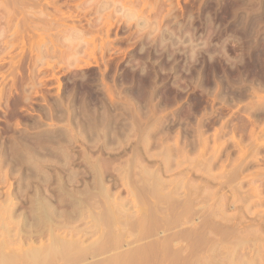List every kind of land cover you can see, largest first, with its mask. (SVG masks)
<instances>
[{
	"label": "rangeland",
	"instance_id": "1",
	"mask_svg": "<svg viewBox=\"0 0 264 264\" xmlns=\"http://www.w3.org/2000/svg\"><path fill=\"white\" fill-rule=\"evenodd\" d=\"M17 1L27 23L0 36V224L29 226L44 196L69 213L101 176L113 206L89 193L94 213L72 224L108 257L153 240L123 263L264 264V0ZM88 253L73 262L113 261Z\"/></svg>",
	"mask_w": 264,
	"mask_h": 264
},
{
	"label": "bare ground",
	"instance_id": "2",
	"mask_svg": "<svg viewBox=\"0 0 264 264\" xmlns=\"http://www.w3.org/2000/svg\"><path fill=\"white\" fill-rule=\"evenodd\" d=\"M17 1V0H16ZM15 0H0V36H1V32L2 33H4L5 34V32L7 31V30H9L10 28H11V26L13 25V29L16 27V30L19 32V30L17 29V28H19L17 25H19V21L20 22H24L23 23V25L25 26V24L27 23H25V21H26V19H25V16H24V14L23 13H25V12H20V11H22V10H20L19 11V13L18 14H20V16H21V14H22V16H24V17H22V21H21V19L20 20H16V19H18L17 17L19 16L18 14H17V12H16V10H17V2H16ZM20 2L22 1V0H19ZM24 1L25 0H23L22 2L24 3ZM49 1V0H48ZM15 2H16V4H15ZM25 2H27V1H25ZM13 4H15L14 6H16V8H15V10H14V7L12 6ZM19 4H21V3H19ZM30 4V3H29ZM51 4V3H50ZM27 4H25V6H26ZM35 5V4H34ZM52 5V4H51ZM24 6V5H23ZM24 6V7H25ZM75 6V5H74ZM12 7V8H11ZM23 7V8H24ZM18 8H20V7H18ZM22 8V9H23ZM43 8V7H42ZM12 11V14L10 15V13H11V11ZM13 9V10H12ZM28 9V8H27ZM13 11L17 14H15V13H13ZM18 11V10H17ZM40 11H41V9H40ZM10 12V13H9ZM28 13H30V12H28ZM13 14L16 16H13ZM31 14V13H30ZM29 14V15H30ZM8 15H10V16H8ZM26 15V14H25ZM28 15V16H29ZM32 15V14H31ZM30 15V16H31ZM11 16H13V17H11ZM27 16V15H26ZM12 18H14L13 20L15 21L16 20V22L18 21V23L17 24H15L16 22H13L12 21ZM16 18V19H15ZM28 18V17H27ZM79 18V17H78ZM23 20H25V21H23ZM76 20V19H75ZM11 22H13V23H11ZM29 22V21H28ZM36 22V21H35ZM32 23V22H31ZM29 24V23H28ZM16 25V26H15ZM22 25V26H23ZM27 26V25H26ZM23 28H25V27H23ZM22 28V29H23ZM2 30V31H1ZM11 30V29H10ZM5 31V32H4ZM13 32H12V34L14 35V30H12ZM21 31V30H20ZM25 31V30H24ZM7 33V32H6ZM10 33V32H9ZM16 33V32H15ZM25 33V32H24ZM11 34V33H10ZM10 34H8L7 33V35H10ZM17 35V34H16ZM18 35H20L19 33H18ZM21 36V35H20ZM6 38V37H5ZM27 38V37H26ZM25 38V39H26ZM7 40V39H6ZM10 39H8V42H10L9 41ZM1 41V40H0ZM4 41H5V39H4ZM16 41V40H15ZM6 43V42H5ZM21 43V42H20ZM1 44V43H0ZM8 44V43H7ZM16 45V44H15ZM3 46V45H2ZM19 46V45H18ZM17 47V46H16ZM4 48V47H3ZM11 48V47H10ZM15 48V47H14ZM1 51H2V49H1ZM0 51V52H1ZM9 51H10V49H9ZM19 62H20V60H19ZM24 62V61H23ZM23 64L21 63V66H22ZM21 66H19V67H21ZM136 152V151H135ZM139 154V153H138ZM137 157V156H136ZM141 157V156H140ZM134 159H136V158H134ZM101 167V166H100ZM99 167V168H100ZM153 169V168H152ZM156 169V168H155ZM159 169V168H158ZM97 170V169H96ZM100 170V169H99ZM98 171V170H97ZM101 171V170H100ZM120 171V170H119ZM87 172V171H86ZM96 172V171H95ZM158 172H159V170H158ZM165 172V171H164ZM119 173V172H118ZM58 174V173H57ZM130 174V173H129ZM153 174V173H152ZM159 174V173H158ZM157 174V175H158ZM163 174V173H162ZM102 175V174H101ZM145 175H148V174H145ZM151 175V174H150ZM160 175V174H159ZM78 176V175H77ZM93 177V176H92ZM91 177V178H92ZM47 179V178H46ZM49 179V178H48ZM72 179V178H71ZM70 179V180H71ZM116 179V178H115ZM92 180V179H91ZM41 181V180H40ZM72 181V180H71ZM93 181H94V186H93V188H91V191H89V193L91 194V193H93V194H98V195H100V196H102L103 198H104V200H108V202L107 203H109V202H112V206H113V201H111L112 199H110L111 197H110V191H109V187L107 186V185H105L104 183H103V181H102V179H101V176L100 177H98V176H96L95 177V180L93 179ZM76 182V181H75ZM87 183V182H86ZM109 183V182H108ZM107 183V184H108ZM40 184V183H39ZM67 184V183H66ZM84 184V183H83ZM122 184V183H121ZM160 184H161V182H160ZM123 185V184H122ZM199 186V185H198ZM36 187V186H35ZM75 187V186H74ZM125 187V186H124ZM200 187V186H199ZM198 187V188H199ZM88 188V187H87ZM186 188V187H185ZM196 188V187H195ZM46 189V188H45ZM203 189V188H202ZM67 190H69V188L67 189ZM89 190V189H88ZM88 190H86V189H84V191L85 192H87ZM190 190H191V188H190ZM35 191V190H34ZM33 191V192H34ZM153 191V190H152ZM169 191V190H168ZM199 191H202V190H199ZM59 192V191H58ZM64 192V191H63ZM66 192V191H65ZM115 192H117V190L115 191ZM36 193V192H35ZM89 193L88 194H84V195H82L81 193V195L79 194V196L77 195V197L76 198H74V199H76L75 200V202H73V204H71V205H73L71 208H72V210L71 211H69V213H62V214H59V212H57L56 210H55V207L53 206V205H49L48 204V202L46 201V197L47 196H44L43 197V199L45 198V202H44V200H43V202L42 203H40L41 204V206H38V207H35L34 206V208H37L36 210L38 211V214H35V215H33V217H32V220H30L31 221V224H30V222H29V226H25L26 225V222L24 223V225H23V222L21 221V225L20 226H18L17 227V225H16V230L15 231H12V229H10V227L8 228V227H6V224L3 226L2 224H3V221H2V224H0V225H2L5 229L3 230L4 232V234L3 233H1L0 232V235L1 234H3V235H1V236H3V238H1V239H5L4 237L6 236L7 238L5 239V240H2L1 241V239H0V264H54V263H57L59 260H61V261H66L67 262V264L69 263V264H71V262H73L74 260H77L78 258V262L80 263V261H83V260H85L84 259V257H85V255H87V254H85V253H87V252H89L88 254H90V258H94L95 256H97V254H98V256H100V255H102V254H100L99 252H104V251H106L107 253H108V250H107V248H109L108 246H107V248H106V245H107V243H108V240H107V243H106V245H102V244H104L105 242H106V240L105 239H102V237H101V241H102V243H100L99 241H92V242H89V243H87V242H85V239H84V236L82 237V235H85V233H87L86 232V230H84V229H77V227L75 226V225H73L72 223H74V222H76V221H79V220H81V219H83L82 218V216H84V217H86V216H88V214H90V213H94V211L92 212V210L91 209H89V207H91L90 206V204H92V202L91 203H89V207H87V205L86 204H88V202H87V200H86V198L87 197H90L91 198V196L89 195ZM114 193V192H113ZM192 193V192H191ZM69 194V193H68ZM67 194V195H68ZM71 194V193H70ZM69 194V195H70ZM115 194V193H114ZM58 195V194H57ZM64 195V194H63ZM75 195V194H74ZM117 195V194H116ZM199 195V194H198ZM7 196V195H6ZM71 196H73L72 194L70 195V197ZM76 196V195H75ZM83 196H85L84 198H82ZM156 196V195H155ZM9 197V196H8ZM7 197V198H8ZM39 196H37V197H35V199L36 198H38ZM51 197V196H50ZM119 197V196H118ZM157 197V196H156ZM155 197V198H156ZM160 197V196H159ZM200 197H203V196H200ZM42 198V197H41ZM73 198V197H72ZM106 198V199H105ZM158 198V197H157ZM173 198V197H172ZM6 199V198H5ZM4 199V200H5ZM8 199H10V198H8ZM51 199V198H50ZM56 199V198H55ZM58 199H60V198H58ZM68 199H70V198H68ZM99 199V198H98ZM118 199V198H117ZM160 199H162L161 197H160ZM164 199V198H163ZM174 199V198H173ZM31 200V199H30ZM39 200H40V198H39ZM57 200V199H56ZM89 200V199H88ZM158 200H159V198H158ZM191 200H193V199H191ZM31 201H33V199L31 200ZM36 201H37V199H36ZM50 201V200H49ZM52 201V200H51ZM51 201H50V203H51ZM68 201V200H67ZM74 201V200H73ZM117 201H121V200H117ZM116 201V202H117ZM164 201V200H163ZM173 201V200H172ZM187 201V200H186ZM39 202V201H38ZM40 202H41V200H40ZM57 202H58V200H57ZM56 202V203H57ZM59 202L62 204V202L63 201H60L59 200ZM87 202V203H86ZM99 202V201H98ZM115 202V201H114ZM167 202V201H166ZM195 202V201H194ZM199 202V201H198ZM2 203V202H1ZM32 203V202H31ZM30 203V204H31ZM34 203V202H33ZM103 203V202H102ZM121 203H123L122 201H121ZM120 203V204H121ZM174 203V202H173ZM29 204V203H28ZM39 203H38V205H40ZM110 204V203H109ZM109 204H107L106 206H108ZM124 204V203H123ZM33 205V204H32ZM57 205H59V204H57ZM57 205H55V206H57ZM94 205V204H93ZM100 205V204H99ZM111 205V204H110ZM110 205H109V208H110ZM118 206H119V204H117ZM174 205V204H173ZM186 205V204H185ZM198 205V204H197ZM201 205H202V203H201ZM111 206V208L113 209V207ZM121 206V205H120ZM123 206V205H122ZM186 206H188V205H186ZM189 206H190V204H189ZM30 207V206H29ZM1 208V207H0ZM12 208V207H11ZM11 208H8L6 211H3V212H5L4 214H7V215H5V216H7V218H9L8 220L9 221H7L6 220V222H8V224H9V222H11V220H12V218H13V211L14 210H12ZM87 208H88V210H89V212L90 213H88V210H87ZM97 208H98V206H97ZM102 208H105L104 210H102V209H100V207H99V209H98V211H104V213L103 214H105V215H107L108 213L109 214H111V212L113 211V215H116V213H115V210L113 209V210H111V212H109L110 210H108L106 207H102ZM116 208V207H115ZM150 208H151V206H150ZM186 208V207H185ZM191 208V207H190ZM202 208V207H201ZM2 209V208H1ZM57 209V208H56ZM59 209V208H58ZM119 209V208H118ZM188 209V208H187ZM200 209V208H199ZM26 210H27V208H26ZM34 210V209H33ZM35 210V211H36ZM116 210H117V208H116ZM201 210V209H200ZM32 211V210H31ZM107 213H106V212ZM191 211V210H190ZM189 211V212H190ZM205 211V210H204ZM85 212H87V215L85 216V215H83ZM121 212V211H120ZM201 212V211H200ZM206 212V211H205ZM15 213V212H14ZM33 213H35V212H33ZM33 213H31V215L33 214ZM96 213V212H95ZM100 214L99 215V213H97L98 214V216H102V218H105L104 220L102 219V221H100V225H102L103 226V224H104V226L106 225V227H107V224L106 223H108L109 225L108 226H110L111 225V222L109 223V221H111L112 219L110 218V220H109V214L107 215V217H105L103 214ZM115 213V214H114ZM3 214V213H2ZM2 214L0 215V216H2ZM86 214V213H85ZM89 215L90 217H91V219H90V223H91V220H94L95 219V221H99V220H101L100 219V217H99V220H97L98 218V216H97V214H95V216L93 217V215ZM121 214H123V212H121ZM191 214H193V212H191L190 213V215ZM148 215V214H147ZM189 215V216H190ZM117 216V215H116ZM149 216V215H148ZM152 217H154L153 215H151ZM156 216V215H155ZM4 217V216H3ZM94 219H93V218ZM114 217V219H115V216H113ZM147 217V216H146ZM188 217V216H187ZM26 218V217H25ZM29 218V217H28ZM88 218V217H87ZM109 220H107V219ZM117 218V220L116 221H118L120 218L119 217H116ZM119 218V219H118ZM149 218H150V216H149ZM160 218V217H159ZM181 218V217H180ZM185 218V217H184ZM2 219V218H1ZM0 219V220H1ZM5 219H6V217H5ZM112 220L113 222L115 221V220ZM157 218L155 217V219L153 218L152 220H154V222H156V221H158V220H156ZM202 219V218H201ZM23 221H25L24 219H22ZM105 220H107V222H104ZM121 220V219H120ZM119 220V221H120ZM156 220V221H155ZM182 220H183V218H182ZM14 221V220H13ZM28 221V220H27ZM33 221V222H32ZM118 221V223H120ZM161 221H163V220H161ZM181 221V220H180ZM4 222H5V220H4ZM15 222V221H14ZM13 222V223H14ZM101 222H104V223H102L101 224ZM153 222V223H154ZM183 222V221H182ZM199 222H201V221H199ZM94 223V221H92V224ZM96 223V222H95ZM117 223V222H116ZM16 224V223H15ZM14 224V225H15ZM27 224H28V222H27ZM97 224V223H96ZM121 224V223H120ZM155 224V223H154ZM157 224V223H156ZM216 224V223H215ZM214 224V225H215ZM249 224V223H248ZM247 224V225H248ZM13 225V226H14ZM94 226L92 227V225L91 226H87V227H90V228H93L94 229V231H93V229L91 230V233H92V231L94 232L93 233V235L95 234V232L97 231H99V229L97 228L98 227V224H97V227L95 226V224H93ZM116 225V224H115ZM187 225V224H186ZM204 225V224H203ZM218 225H220V223L218 224ZM228 225V224H227ZM8 226V225H7ZM114 226V225H113ZM125 226V225H124ZM156 226V225H155ZM176 226V225H175ZM189 226V225H188ZM216 226V225H215ZM215 226H214V228H215ZM231 225H229V227H230ZM111 227V226H110ZM110 227H109V230L107 229V228H103L101 231H103V236H106V234H105V231H106V233H108L109 231H110ZM115 227V226H114ZM177 227V226H176ZM183 227V226H182ZM241 227V226H240ZM15 228V227H14ZM89 228V229H90ZM98 230H97V229ZM116 228H118V227H116ZM154 228V227H153ZM205 228V227H204ZM220 228H221V226H220ZM223 228V227H222ZM87 229V228H86ZM107 229V230H106ZM150 229V228H149ZM155 229V228H154ZM188 229V228H187ZM216 229H217V227H216ZM231 229V228H230ZM238 229V228H237ZM14 230V229H13ZM96 230V231H95ZM105 230V231H104ZM112 230V229H111ZM113 230H115V228H113ZM113 230L112 231H110L111 233L113 232ZM117 230V229H116ZM198 230H199V228H198ZM223 230V229H222ZM12 231V232H11ZM119 233L121 234L122 232L121 231H123L122 229H120L119 228ZM162 231V230H161ZM189 231V230H188ZM193 231H195V229L193 230ZM207 231V230H206ZM205 230H204V232H206ZM214 230H212V232H213ZM218 231V230H217ZM220 231V230H219ZM239 231V230H238ZM14 232V233H13ZM110 232H109V234L108 235H110ZM118 232V231H117ZM139 232V231H138ZM150 232V233H149ZM166 232V231H165ZM210 231H208V233H209ZM212 232H210V233H212ZM222 232V231H221ZM151 233L153 234V232L152 231H148V234H150L151 235ZM197 233V232H196ZM203 233V232H202ZM217 233V232H216ZM99 234H101L100 232H99ZM105 234V235H104ZM114 235L116 234V236H118V235H120V234H117L116 232L115 233H113ZM167 234V233H166ZM186 234H187V232H186ZM201 234V233H200ZM200 234H198V238H199V235ZM218 234H220V232L218 233ZM5 235V236H4ZM107 235V236H108ZM114 235H112L113 236V238H110L111 237V235L110 236H108L109 237V239H112V241L114 240V239H116V237L114 236ZM206 235L207 234H205L204 233V237H206ZM232 235V234H231ZM12 236H14V238H15V243L14 244H17L16 242H19V244L18 245H15L14 246V248L15 249H9L10 247H9V245H8V247L9 248H7V244H8V239H9V237H10V241H13L12 239L13 238H11ZM43 236H46L47 238L45 239V240H41L40 242H35V240H37V238H39V237H43ZM87 236V235H86ZM90 236V235H89ZM99 236H101V235H99ZM99 236H97V237H99ZM107 236H106V238H107ZM120 236H122V235H120ZM144 236V235H143ZM149 236V235H148ZM152 236H154V235H152ZM195 236H196V234H195ZM208 236H210V234L208 235ZM147 237V236H146ZM155 237V236H154ZM184 237V236H183ZM189 237V236H188ZM197 237V236H196ZM214 237V236H213ZM259 237V236H258ZM88 238V237H87ZM120 237H118V239H119ZM176 238V237H175ZM185 238V237H184ZM201 239H203V237H200ZM215 238V237H214ZM217 238V237H216ZM215 238V239H216ZM244 238H245V236H244ZM257 238V237H256ZM260 238V237H259ZM108 239V238H107ZM118 239H116V242H117V240ZM121 239V238H120ZM156 239V238H155ZM194 240L196 239V238H193ZM205 239H208V237L207 238H205ZM248 239H250L251 240V237L250 238H248ZM98 240H100V238L98 239ZM105 240V241H104ZM142 240V239H141ZM149 240V239H148ZM182 240V239H181ZM193 240V241H194ZM197 240V239H196ZM204 240V239H203ZM203 240H201V241H203ZM237 240V239H236ZM254 240H255V238H254ZM9 241V242H10ZM103 241H104V243H103ZM111 241V242H112ZM119 242H118V245H119V243H121L120 242V240H118ZM134 241V240H133ZM143 241H144V239H143ZM156 241V240H155ZM197 241H199V240H197ZM215 241H219V243H220V238H219V240L218 239H216ZM240 241V240H239ZM256 241V240H255ZM97 242H99L101 245H99V243H97ZM140 242V241H139ZM152 242V243H151ZM171 242V241H170ZM176 242V241H175ZM185 242V241H184ZM208 242H209V240H208ZM11 243V242H10ZM9 243V244H10ZM13 243V242H12ZM113 243H115V241H113ZM127 243V242H126ZM150 243V245H148ZM155 243L156 242H153V240L152 241H148V242H146V244H143V245H145V246H143L142 244L139 246V247H137V245H136V248L134 247L133 249H132V251H128L129 249V247L127 248V250L125 251V254L124 255H122V256H124V257H122L121 255H120V250H118V253H119V255H117L118 253H116V255L115 254H113L114 256H111L112 257V259H113V261H112V263L111 264H114L113 262H114V260H115V263L118 261V263H116V264H119V263H123V261H122V258H125L126 256L128 257V259L129 258H132V259H136V258H148V257H151L150 256V249H151V244H152V246H154L155 245ZM190 243H193V242H190ZM189 243V244H190ZM199 243H200V241H199ZM203 243V242H202ZM205 243V242H204ZM217 243V242H216ZM216 243H214V245L216 244ZM154 244V245H153ZM169 244V243H168ZM174 244V243H173ZM172 244V245H173ZM209 244V243H208ZM227 244V243H226ZM253 244V243H252ZM12 245V244H11ZM115 245H117V244H115ZM123 245V244H122ZM156 245H157V243H156ZM167 244H165V246H166ZM180 245V244H179ZM197 245H199L198 243H197ZM212 245V244H211ZM17 246H18V248H17ZM100 246V247H99ZM119 246H121V244L119 245ZM119 246H116V247H119ZM164 246V245H163ZM181 246V245H180ZM188 246V245H187ZM196 246V245H195ZM200 246V245H199ZM206 246V245H205ZM209 246V245H208ZM229 246H231V245H229L228 244V247ZM241 246V245H240ZM252 246V245H251ZM257 246V245H256ZM115 247V246H114ZM122 247V246H121ZM120 247V248H121ZM132 247V246H131ZM154 247H157V246H154ZM160 247V246H159ZM175 247V246H174ZM176 247H177V245H176ZM182 247V246H181ZM185 247V246H184ZM189 247V246H188ZM198 247V246H197ZM201 247H203V246H201ZM207 247V246H206ZM212 246H210V248H211ZM222 247H224V246H222ZM248 247V246H247ZM138 248H139V250H138ZM180 248V247H179ZM187 248V247H186ZM204 248V247H203ZM153 249V248H152ZM170 249V248H169ZM168 249V250H169ZM182 249V248H181ZM184 249V248H183ZM198 249V248H197ZM196 249V250H197ZM200 249V248H199ZM207 249V248H206ZM224 250H225V247L223 248ZM230 249H233V248H230ZM235 249V248H234ZM233 249V250H234ZM257 250H258V248H256ZM255 249V250H256ZM136 250V251H135ZM154 251H156L155 249H153ZM153 250H151L152 252H153ZM170 250H172V249H170ZM174 250H176V249H174ZM179 250V249H178ZM185 250V249H184ZM190 250H193V249H190ZM196 250H194V251H196ZM201 250V249H200ZM211 250V249H210ZM222 250V249H221ZM227 250H228V248H227ZM246 250H247V248H246ZM96 251H98V253L96 252ZM124 251V250H123ZM123 251L121 252V254H123ZM164 251V250H163ZM182 251V250H181ZM193 251V253H195ZM204 253H206L204 250H202ZM219 251V250H218ZM217 251V252H218ZM250 251H253V249L252 250H250ZM249 251V252H250ZM97 253L95 256L93 255V254H91V253ZM106 252H104L103 254H106L105 256V261H106V259H108V258H110V260H111V257H108V255H107V253ZM128 252H130V253H128ZM174 252V251H173ZM176 252H177V250H176ZM198 251H196V253H197ZM212 253H213V251H211ZM226 252V251H225ZM230 252V251H229ZM127 253V254H126ZM188 253H189V250H188ZM191 253V252H190ZM189 253V254H190ZM193 253H191V254H193ZM223 253V252H222ZM232 253V252H231ZM83 254H85V255H83ZM156 254H158V252L156 253ZM176 254V253H175ZM180 254V253H179ZM188 254V255H189ZM197 254H200V255H202V257L204 256L202 253H197ZM196 254V255H197ZM218 254V253H217ZM234 254V253H233ZM259 254H260V252H259ZM262 254V253H261ZM83 255V256H82ZM154 255V254H153ZM185 255V254H184ZM195 255V254H194ZM210 255V254H209ZM223 255H224V253H223ZM225 255H227V253L225 254ZM240 255H242L241 253H240ZM81 256L83 257V259H81ZM94 256V257H93ZM110 256V255H109ZM186 256L187 255H185L184 256V259H186ZM198 256V255H197ZM214 256V255H213ZM213 256H212V258H213ZM221 256V255H220ZM231 256V255H230ZM234 256V255H233ZM253 256V255H252ZM256 256V255H255ZM108 257V258H107ZM114 257V258H113ZM174 257H175V255H174ZM195 256H193V255H191V258H194ZM199 257V256H198ZM202 257H200L201 259H202ZM222 257V256H221ZM140 258V259H141ZM152 258V257H151ZM176 258V257H175ZM191 258H190V260H191ZM200 258H199V260H200ZM206 258H208L207 257V255H206ZM212 258H210V259H212ZM220 258V257H219ZM227 258V257H226ZM256 258V257H255ZM55 259H59V260H55ZM127 258H125V260H126ZM127 259V260H128ZM149 259V258H148ZM188 259V258H187ZM204 260H205V258H203ZM215 259V258H214ZM253 259V258H252ZM251 259V260H252ZM263 259V258H262ZM54 260V261H53ZM86 260H87V257H86ZM85 260V261H86ZM101 260H103V261H101ZM101 260H98L99 261V263L100 262H103V263H105L104 262V259H101ZM121 260V261H120ZM195 260V259H194ZM194 260H191V261H194ZM198 260V259H197ZM255 260V259H254ZM54 263H53V262ZM56 261V262H55ZM84 261V262H85ZM120 261V262H119ZM200 261H202V260H200ZM200 261L198 262V263H200ZM214 261V260H213ZM212 261V262H213ZM217 261V260H216ZM219 261H220V259H219ZM219 261H217V262H219ZM222 261V260H221ZM239 261V260H238ZM248 261V260H247ZM246 261V262H247ZM250 261V260H249ZM66 262H64V263H66ZM75 262V261H74ZM73 262V263H74ZM87 262V261H86ZM92 262V261H91ZM91 262H88L87 264H91ZM97 262V261H96ZM109 260L106 262V263H108L109 264ZM132 262V261H131ZM140 262V261H139ZM154 262V261H153ZM182 262V261H181ZM225 262V261H224ZM228 262V261H227ZM232 262V261H231ZM251 262V261H250ZM258 262V261H257ZM260 262V261H259ZM61 262H59V263H57V264H60ZM98 263V262H97ZM105 263V264H106ZM124 263H126V261H124ZM123 263V264H124ZM188 263V262H187ZM197 263V262H196ZM213 263H215V262H213ZM244 263V262H243ZM242 263V264H243ZM75 264V263H74ZM86 264V263H85ZM127 264V263H126ZM227 264V263H226ZM231 264V263H230ZM235 264V263H234ZM263 264V263H262Z\"/></svg>",
	"mask_w": 264,
	"mask_h": 264
}]
</instances>
